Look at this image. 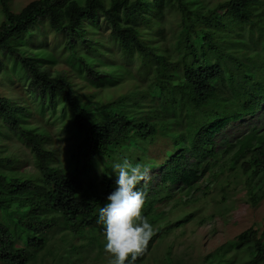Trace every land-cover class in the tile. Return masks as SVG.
<instances>
[{"label":"trees","instance_id":"1","mask_svg":"<svg viewBox=\"0 0 264 264\" xmlns=\"http://www.w3.org/2000/svg\"><path fill=\"white\" fill-rule=\"evenodd\" d=\"M0 9V75L24 79L41 110L59 106L74 135L67 162L58 164L46 134L27 123L30 110L0 94V136L17 135L34 154V170L21 172L18 160L0 151L1 263L29 264L55 229L77 237L91 229L88 244L104 247L96 216L115 176L110 164L103 172L100 164L119 149L135 153L133 162L158 167V181L145 188L143 214L152 223L163 213L157 205L173 197L170 190H196L226 154L220 172L243 176L253 204L264 197L262 128L221 151L216 141L230 124L264 107V0H32L18 11L0 0ZM48 31L61 39L53 47L74 60L84 83L73 82L65 68H51L53 55L38 46ZM108 43L134 64L139 79L125 95L98 99L124 73L94 64ZM152 112L156 119L149 120ZM178 131L180 141L173 136ZM159 133L171 139L162 161L147 153ZM204 264H264V224L242 230Z\"/></svg>","mask_w":264,"mask_h":264},{"label":"rangeland","instance_id":"2","mask_svg":"<svg viewBox=\"0 0 264 264\" xmlns=\"http://www.w3.org/2000/svg\"><path fill=\"white\" fill-rule=\"evenodd\" d=\"M30 1L32 0H8V4L13 11H18ZM217 1L220 0H210V2ZM59 41H61L60 38L53 37L48 31L45 43L42 41L38 43V46L43 47V50L45 49L50 56L53 55L52 69L65 68L71 74L73 82L84 83L83 74L75 66L74 60L53 47V44ZM94 64L100 69L116 71L119 66L124 72L123 76L120 75L121 77L115 79L116 83L106 86L107 91L101 92V95L106 94L97 97L98 99H106L110 95L116 98L134 90L135 82L139 79L136 68L134 64L125 63L114 45L108 43L106 51L96 59ZM86 90L95 91L94 88ZM0 94L25 104L30 110L27 123L46 134V147L54 150L58 164H65L67 154L74 143V135L68 130L69 119L60 114V107L57 106L55 110L48 108L41 110L40 103L27 91L24 79L20 80L17 75H12V79L0 75ZM263 110L264 107L254 116L233 123L220 133L216 138L218 151L224 149L227 143L234 142L237 137L247 134L253 127H261V131L264 132ZM217 115L218 117L225 116V112L218 109ZM148 118L149 120L156 119V113H150ZM168 122H173V119ZM174 134L173 136L180 141L182 134L179 131ZM136 147L138 148L135 143L134 148ZM170 147L171 139L159 133L155 141L148 144L147 153L150 158L162 161ZM0 151L3 155L13 156L18 160L15 165L19 171L34 170V154L18 139L17 135L0 136ZM130 152L127 149L115 151L109 160L100 164L102 172L108 168L109 164L112 165L122 157H136L135 153ZM233 152L234 150L231 151ZM230 157V154H226L212 162L210 169L196 184V190L180 192L179 189L174 188L170 190L173 197L157 205V211L163 210V213L160 217H154L153 221H156L154 223L151 221V223L155 230L157 228H162V230L154 239L150 251L138 264H204L209 253L234 238L242 230L248 227L262 228L264 197L253 204L243 176L239 174L233 176L228 171L220 172L218 166ZM100 165H98L97 172H99ZM150 169L154 186L159 179H154L158 167H150ZM214 173H217L218 177H215ZM262 189L264 190V185ZM3 216L4 213L0 211V217ZM100 229L102 232V226ZM91 233L90 229V232L85 233V237H77L55 229L48 235L46 247L37 253L36 258L29 264H110L111 255L105 251L104 247H99L96 243L93 246L88 244L87 238ZM100 238L103 240L104 237ZM0 264L4 263L0 262Z\"/></svg>","mask_w":264,"mask_h":264},{"label":"clouds","instance_id":"3","mask_svg":"<svg viewBox=\"0 0 264 264\" xmlns=\"http://www.w3.org/2000/svg\"><path fill=\"white\" fill-rule=\"evenodd\" d=\"M111 169L115 187L106 196L107 202L98 209L96 223L102 226L104 249L111 255L110 264H135L155 233L152 223L143 214L151 169L127 157L114 162Z\"/></svg>","mask_w":264,"mask_h":264}]
</instances>
